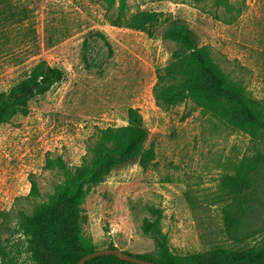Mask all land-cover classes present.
Wrapping results in <instances>:
<instances>
[{
    "label": "rangeland",
    "instance_id": "374dc122",
    "mask_svg": "<svg viewBox=\"0 0 264 264\" xmlns=\"http://www.w3.org/2000/svg\"><path fill=\"white\" fill-rule=\"evenodd\" d=\"M127 0L126 17L154 11L151 34L114 25L117 3L103 0L0 1V91L39 62L65 71L62 81L33 98L27 115L0 124V236H9L17 212H32L62 176L46 168L61 156L70 166L89 158L98 131L127 122L136 108L155 157L114 167L87 189L82 231L97 249L110 243L131 254L155 252L141 232L144 218H158L177 255L216 247L241 250L264 239V129L256 139L196 106L190 99L156 104L153 86L178 44L164 36L172 23L186 25L199 45L252 98L264 101V0ZM9 6L10 9L7 8ZM244 158L256 161L242 194L250 208L237 233L225 228V209L239 191L220 185ZM31 179L39 196L29 194ZM235 216L238 217L237 214ZM14 264H28L21 236L12 237Z\"/></svg>",
    "mask_w": 264,
    "mask_h": 264
},
{
    "label": "trees",
    "instance_id": "16d2710c",
    "mask_svg": "<svg viewBox=\"0 0 264 264\" xmlns=\"http://www.w3.org/2000/svg\"><path fill=\"white\" fill-rule=\"evenodd\" d=\"M4 3L6 0H0ZM107 7L117 3L114 25H125L151 34L159 22V14L142 10L126 17L127 0H103ZM216 5L230 7L228 0H214ZM8 9L9 6H7ZM164 36L178 44L173 59L160 68L153 86L156 104L170 106L190 99L196 106L225 121L253 139L264 129V101L247 94L244 86L232 79L213 60L208 48L199 45L192 31L175 22L164 31ZM65 71L45 62L36 63L22 79L5 91H0V124L15 115H27L29 102L44 95L53 85L63 80ZM148 131L136 108L127 109V122L107 126L98 131L89 146V158L76 166L68 165L61 156L47 157L45 166L56 169L62 176L53 191L39 202L32 212H17L14 226L7 237L0 236V264H14L11 255L12 237L21 236L28 264H76L79 258L96 250L90 235L82 231L85 221L84 203L87 189L101 182L116 166L137 159L148 168L154 157L153 145L145 146ZM256 161L244 158L233 174H224L220 185L229 192L239 191L225 209V228L237 233L243 217L250 208L249 196L242 194L251 184ZM29 194L39 196L38 186L31 179ZM235 214L238 215L235 216ZM141 232L149 236L155 252L131 255L160 264H264V239L251 247L232 250L216 247L203 252L174 254L158 218H144ZM107 248H117L110 243ZM84 264H138L119 259L113 254L89 258Z\"/></svg>",
    "mask_w": 264,
    "mask_h": 264
},
{
    "label": "water",
    "instance_id": "95a60500",
    "mask_svg": "<svg viewBox=\"0 0 264 264\" xmlns=\"http://www.w3.org/2000/svg\"><path fill=\"white\" fill-rule=\"evenodd\" d=\"M103 254H113V255H116L121 260L130 261V262L138 263V264H160L158 262L146 260V259L134 256V255H131L129 253L123 252L118 248H107V247L96 249L93 252L85 254L84 256L79 258L76 264H84L89 258L98 256V255H103Z\"/></svg>",
    "mask_w": 264,
    "mask_h": 264
}]
</instances>
